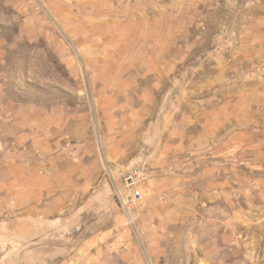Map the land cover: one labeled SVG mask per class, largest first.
<instances>
[{
	"label": "rangeland",
	"instance_id": "obj_1",
	"mask_svg": "<svg viewBox=\"0 0 264 264\" xmlns=\"http://www.w3.org/2000/svg\"><path fill=\"white\" fill-rule=\"evenodd\" d=\"M0 151L66 173L50 264H264V0H0Z\"/></svg>",
	"mask_w": 264,
	"mask_h": 264
},
{
	"label": "crops",
	"instance_id": "obj_2",
	"mask_svg": "<svg viewBox=\"0 0 264 264\" xmlns=\"http://www.w3.org/2000/svg\"><path fill=\"white\" fill-rule=\"evenodd\" d=\"M56 164L54 158L45 168L54 183L44 184L45 175L40 172L36 190L34 168L27 169L21 157L0 151V264H50L51 255L61 247L64 254L66 230L61 222L66 215V173ZM53 192L57 194L50 197ZM54 224L58 230L52 229Z\"/></svg>",
	"mask_w": 264,
	"mask_h": 264
},
{
	"label": "built area",
	"instance_id": "obj_3",
	"mask_svg": "<svg viewBox=\"0 0 264 264\" xmlns=\"http://www.w3.org/2000/svg\"><path fill=\"white\" fill-rule=\"evenodd\" d=\"M120 180L121 189L117 188V194L123 206L129 209L143 200L146 181L144 170L138 166L131 167L122 173Z\"/></svg>",
	"mask_w": 264,
	"mask_h": 264
},
{
	"label": "bare ground",
	"instance_id": "obj_4",
	"mask_svg": "<svg viewBox=\"0 0 264 264\" xmlns=\"http://www.w3.org/2000/svg\"><path fill=\"white\" fill-rule=\"evenodd\" d=\"M103 158V157H102Z\"/></svg>",
	"mask_w": 264,
	"mask_h": 264
}]
</instances>
